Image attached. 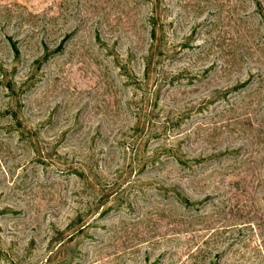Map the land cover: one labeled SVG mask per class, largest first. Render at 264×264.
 Listing matches in <instances>:
<instances>
[{
  "label": "rangeland",
  "instance_id": "rangeland-1",
  "mask_svg": "<svg viewBox=\"0 0 264 264\" xmlns=\"http://www.w3.org/2000/svg\"><path fill=\"white\" fill-rule=\"evenodd\" d=\"M0 264H264V0H0Z\"/></svg>",
  "mask_w": 264,
  "mask_h": 264
},
{
  "label": "trees",
  "instance_id": "trees-1",
  "mask_svg": "<svg viewBox=\"0 0 264 264\" xmlns=\"http://www.w3.org/2000/svg\"><path fill=\"white\" fill-rule=\"evenodd\" d=\"M12 46H13V49H14V51H15L16 55H17V54H18V49L16 48V46H15V44H14V43L12 44Z\"/></svg>",
  "mask_w": 264,
  "mask_h": 264
}]
</instances>
